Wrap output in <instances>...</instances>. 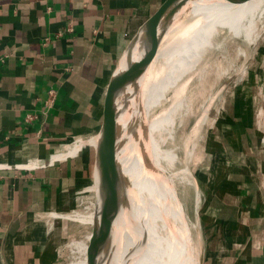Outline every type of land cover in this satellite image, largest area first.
<instances>
[{"label": "crops", "instance_id": "crops-1", "mask_svg": "<svg viewBox=\"0 0 264 264\" xmlns=\"http://www.w3.org/2000/svg\"><path fill=\"white\" fill-rule=\"evenodd\" d=\"M159 2L0 0V264H49L64 233L50 211L91 179L95 139L85 134L104 115L120 53ZM141 60L117 65L126 70L116 96ZM249 65L213 127L224 163L195 197L200 264H264V46Z\"/></svg>", "mask_w": 264, "mask_h": 264}, {"label": "bare ground", "instance_id": "bare-ground-1", "mask_svg": "<svg viewBox=\"0 0 264 264\" xmlns=\"http://www.w3.org/2000/svg\"><path fill=\"white\" fill-rule=\"evenodd\" d=\"M263 16L264 0L240 3L202 0L193 3L174 22L157 50L139 62L124 89L116 96L118 124L141 121L143 127L136 128L138 140L131 145L132 148L123 146L121 150L119 136L117 191L107 225L113 232L108 247L109 258L103 264H200V259L193 254L190 228L173 182L174 175L167 176L161 167L162 149L154 134L165 123L174 122V114L184 105V99L174 101L172 111L169 108L155 117L151 108L161 103L167 96V88L174 86L185 74L194 76L204 69L209 70L216 48H221L220 55L223 54L225 44L222 41L236 38L240 43L243 40L252 43V36L261 30L259 21ZM224 32L227 36H223L221 43L217 42L218 36ZM179 61L180 66L175 68ZM246 68L247 65H243L238 70V77L245 74ZM170 76L175 77L169 81ZM136 142L140 146L138 151L134 147ZM130 164L134 165L135 171L126 177L124 169ZM184 172L189 173V170ZM128 212L130 215L126 218ZM81 215L78 214V218ZM87 215L85 220L91 223L93 212ZM121 229H128L129 234L117 248L120 240L116 232ZM96 242L100 247L97 254L90 249L91 264L101 259L102 242ZM87 245L84 242L75 244L82 256L71 264H86Z\"/></svg>", "mask_w": 264, "mask_h": 264}, {"label": "rangeland", "instance_id": "rangeland-1", "mask_svg": "<svg viewBox=\"0 0 264 264\" xmlns=\"http://www.w3.org/2000/svg\"><path fill=\"white\" fill-rule=\"evenodd\" d=\"M259 26L261 30L258 34L255 33L252 36V43L245 42L244 40L240 43L236 38L230 39L226 37L228 39L222 41L225 44L223 54L220 55L221 48H216V54L213 56L214 60H212L209 70L204 69L194 76L185 74L174 86L170 85L167 88L165 91L166 98L151 108L152 116L155 117L164 111L166 112L169 108V111H172L173 102L184 99V105L179 107L178 111L174 114V122L165 123L154 134L160 150L162 149L160 157L161 167H163V171L167 176L174 175L173 182L185 208L186 219L190 228V235L194 246L193 254L198 259H200L201 246L197 228L194 226L196 218L194 210L195 197L197 192L203 189L204 176L208 174V171L212 174V176L209 175L210 179L213 180L218 176L214 169L217 166H222L224 163V156L218 144L214 141L213 127L217 123V117L222 111L227 93L231 91L234 83L238 81V70L243 65H248L249 63L252 65L251 63H254L256 59L258 48L261 45L264 46V16L260 19ZM223 36H227V33L224 32L223 35L218 36L217 42L221 43V40L224 38ZM180 64L179 61V64L175 65V68L179 67ZM172 78L170 76L168 80ZM140 125L142 129L143 124L141 121L136 123L129 121L128 125L126 123L119 125L121 142L124 139L126 149L132 148L131 145L138 140L137 129ZM127 135H130V137ZM79 138L80 136L71 141L68 150L72 148L71 146ZM134 147L135 151H138L140 146L136 142ZM185 169L189 170V173H185ZM131 171H135L133 164H130L124 170L125 176L127 177ZM90 184L91 179L88 183L84 184L81 191L65 198L61 209L50 211V214L54 216V222H57L60 229L62 227L64 233L62 236L57 234L55 251L53 253L50 252L45 258L49 264H71L81 258L80 256L82 255L79 253L80 256L75 260L79 252L76 250L75 244L85 240L90 230V225L81 221V219L85 220V217L88 216L83 215V213L88 210L87 206L92 200L93 194L87 190V186ZM197 197L199 200V195ZM91 212L89 211L88 214ZM78 214L82 215L78 218ZM180 225L182 228V223ZM127 230L121 229L116 232V237L120 240L117 248L127 238L129 234ZM99 247V244L95 242L91 249L96 253ZM109 253L110 251L107 254Z\"/></svg>", "mask_w": 264, "mask_h": 264}, {"label": "water", "instance_id": "water-1", "mask_svg": "<svg viewBox=\"0 0 264 264\" xmlns=\"http://www.w3.org/2000/svg\"><path fill=\"white\" fill-rule=\"evenodd\" d=\"M202 0H160L156 9L137 27L132 39L120 53L109 79V86L105 98L104 115L100 117L94 131L85 135L94 138V143L88 142L86 146L91 155V184L92 200L87 206L88 212L93 211V220L90 222L81 220L90 225L86 239L79 242H87L86 264L89 261V253L92 245L99 240L102 242L101 259L94 264H103L107 258L110 237L113 230L107 228L110 219V209L114 202L119 165L117 162L118 139L121 136L118 124V112L116 94L123 72L141 59L146 58L161 44L170 27L191 8L193 3ZM232 3H240L244 0H230ZM121 60L127 63L126 69H118ZM118 67V68H117ZM125 145L124 139L120 144ZM123 150V149H121ZM130 215L128 212L127 217ZM77 250V249H76ZM78 252V251H77ZM78 256L75 260H77ZM74 260V261H75Z\"/></svg>", "mask_w": 264, "mask_h": 264}, {"label": "built area", "instance_id": "built-area-1", "mask_svg": "<svg viewBox=\"0 0 264 264\" xmlns=\"http://www.w3.org/2000/svg\"><path fill=\"white\" fill-rule=\"evenodd\" d=\"M54 99H55V91L52 90V91L50 92V96H49L48 102L51 103V102L54 101ZM33 118H34V116H33L32 114H29V115L27 116V120H31V119H33Z\"/></svg>", "mask_w": 264, "mask_h": 264}]
</instances>
